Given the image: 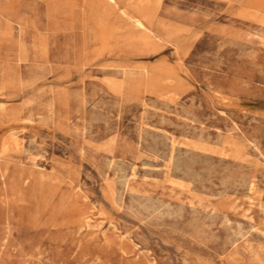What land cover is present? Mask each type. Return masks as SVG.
<instances>
[{
	"label": "rangeland",
	"instance_id": "1",
	"mask_svg": "<svg viewBox=\"0 0 264 264\" xmlns=\"http://www.w3.org/2000/svg\"><path fill=\"white\" fill-rule=\"evenodd\" d=\"M90 1L0 0V264H264V0Z\"/></svg>",
	"mask_w": 264,
	"mask_h": 264
},
{
	"label": "bare ground",
	"instance_id": "2",
	"mask_svg": "<svg viewBox=\"0 0 264 264\" xmlns=\"http://www.w3.org/2000/svg\"><path fill=\"white\" fill-rule=\"evenodd\" d=\"M89 1H90V0H89ZM91 1H92V0H91ZM91 1H90V2H91ZM98 2H99V1H98ZM113 2H114V1H113ZM94 4H95V3H94ZM139 5H140V3H139ZM11 6H12V5H11ZM80 7H81V6H80ZM88 7H89V6H88ZM88 7H87V8H88ZM95 7H96V6H95ZM89 8H90V7H89ZM91 8L93 9L92 6H91ZM90 11H91V10H90ZM121 12H123V11H121ZM94 14H95V13H94ZM122 14H124V13H122ZM152 15H153V14H152ZM125 16H126V14H125ZM134 17H135V16H134ZM127 18H128V17H127ZM128 19H129V18H128ZM131 19H132V18H131ZM135 19H136V18H135ZM131 21H133V19H132ZM133 22H134V21H133ZM137 22H139V25L142 24L140 19H137ZM139 25H138V26H139ZM148 25H149V24H148ZM142 26H143V25H142ZM0 105H1V104H0ZM5 148H6V147H5ZM6 149H7V148H6Z\"/></svg>",
	"mask_w": 264,
	"mask_h": 264
}]
</instances>
